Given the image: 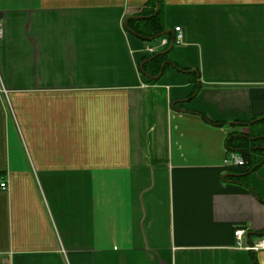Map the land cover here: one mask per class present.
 <instances>
[{
	"label": "crops",
	"instance_id": "1",
	"mask_svg": "<svg viewBox=\"0 0 264 264\" xmlns=\"http://www.w3.org/2000/svg\"><path fill=\"white\" fill-rule=\"evenodd\" d=\"M148 1L0 0V264H264L234 235L264 240V164L225 162L264 117V0H162L152 40ZM176 26L193 79L150 83Z\"/></svg>",
	"mask_w": 264,
	"mask_h": 264
},
{
	"label": "trees",
	"instance_id": "2",
	"mask_svg": "<svg viewBox=\"0 0 264 264\" xmlns=\"http://www.w3.org/2000/svg\"><path fill=\"white\" fill-rule=\"evenodd\" d=\"M148 3L149 7L142 9L137 16L128 18L125 21V26L132 34L138 35L143 39L152 40L157 37H163L167 33L164 34L166 30L161 21L162 0H149ZM157 3L158 10H156ZM168 52L169 42L163 50L143 56L140 62V69L147 76L148 82H156L165 73L168 65L173 64L167 60ZM173 67L181 69L188 74L190 79H193L194 72L187 68H178L176 64H173ZM195 93L196 89L193 90L190 96ZM213 123L215 125L224 124L222 122ZM237 124L246 126L248 133L231 135L227 140V151L239 153L244 160V164L239 167L240 169L230 174V178L233 181L241 182L243 177L261 164H264V117L253 118L246 123L239 122Z\"/></svg>",
	"mask_w": 264,
	"mask_h": 264
},
{
	"label": "built area",
	"instance_id": "3",
	"mask_svg": "<svg viewBox=\"0 0 264 264\" xmlns=\"http://www.w3.org/2000/svg\"><path fill=\"white\" fill-rule=\"evenodd\" d=\"M174 32H175V36L173 38V43H180L183 41L184 38V33L181 27L176 26L174 28ZM3 35V28L2 25L0 23V38H2ZM161 45L165 46L168 45V40L165 38L161 41ZM149 54L155 52V49H151L148 48L146 50ZM226 164L228 165H234V166H242L244 164V160L243 158L238 155L237 153L231 152L227 155L226 160H225ZM6 188V183L5 182H0V189H5ZM234 235L236 237V241L237 244L240 246H244L245 249L249 250V251H257L260 248L264 247V240H260L258 242H256L255 244H247L243 242V238H244V230L241 228H237L234 231Z\"/></svg>",
	"mask_w": 264,
	"mask_h": 264
},
{
	"label": "water",
	"instance_id": "4",
	"mask_svg": "<svg viewBox=\"0 0 264 264\" xmlns=\"http://www.w3.org/2000/svg\"><path fill=\"white\" fill-rule=\"evenodd\" d=\"M156 10H158V3H157V7ZM173 45V38L171 39L170 45H169V49L172 47ZM156 78H158V76H156Z\"/></svg>",
	"mask_w": 264,
	"mask_h": 264
}]
</instances>
